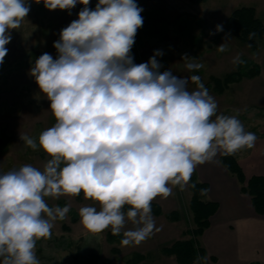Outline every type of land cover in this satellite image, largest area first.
<instances>
[{"label":"clouds","instance_id":"obj_1","mask_svg":"<svg viewBox=\"0 0 264 264\" xmlns=\"http://www.w3.org/2000/svg\"><path fill=\"white\" fill-rule=\"evenodd\" d=\"M32 2L69 14L78 3L85 7L54 42L56 58L45 52L30 68L55 123L38 141L28 135L20 139L50 159L42 170L25 164L0 174V264H41L37 241L50 238L55 222L70 211L69 205L49 206L46 198L81 193L99 205V210L79 209L88 231L111 229L113 235L123 233L124 246H138L159 231L151 212L156 197H169L173 187L184 190L198 165L212 162L219 152L252 149L257 137L245 130L238 114H217L215 98L199 76L161 72V50L146 63H134L131 49L143 26L136 0H98L94 10L90 0ZM30 7L29 0H0V64L10 30L21 27ZM217 50L225 52L227 46ZM184 61L189 72L203 67L193 58ZM190 81L195 90H189Z\"/></svg>","mask_w":264,"mask_h":264},{"label":"rangeland","instance_id":"obj_2","mask_svg":"<svg viewBox=\"0 0 264 264\" xmlns=\"http://www.w3.org/2000/svg\"><path fill=\"white\" fill-rule=\"evenodd\" d=\"M93 1L90 0V4ZM29 3L30 11L21 27L10 30L12 39L5 46L8 52L0 64V174L18 170L25 164L42 170L50 159L42 149L34 151L20 139L21 135H28L38 141L39 134L55 123L50 101L40 92L30 75V68L45 52L56 58L54 42L59 40L63 28L78 19L79 8L85 7L78 3L69 14L68 10L50 11L42 2L37 4L29 0ZM136 3L143 9V26L137 30L131 49L134 63H146L156 50H161L163 55L157 57L162 65L161 72L171 70L178 77L199 76L215 98L217 114H238L246 131L255 133L257 139L263 136L264 38L253 51L227 29L226 20L235 8L253 6L257 16L264 21V0H206L200 3L136 0ZM217 25H222L223 30L217 31ZM222 43L227 46L225 52L217 50ZM185 57L193 58L203 67L189 72L185 68ZM236 58L258 63L261 74L232 84L222 94L208 87L211 75L222 77L238 68L239 63H234ZM188 88L195 90L196 85L190 81ZM246 150L238 153L243 154ZM190 198L189 185L184 190L173 187L167 198L156 197L152 203L160 205L162 212L160 215L151 212L159 231L138 246L110 242L106 231L98 234L88 231L80 222L79 209L91 205L99 210V205L86 200L83 193L58 200L46 198L49 206L69 205L70 211L64 221L55 222L50 238L37 241L36 255L41 264H81L93 252L100 255L103 264H127L135 253L146 257L138 264H179L174 256L165 254L163 248L190 237L188 230L193 228ZM172 212L176 213V218ZM126 227H132L131 223ZM200 244L205 246L203 237H200ZM204 257L206 260L199 259L194 264H214L209 254Z\"/></svg>","mask_w":264,"mask_h":264},{"label":"trees","instance_id":"obj_3","mask_svg":"<svg viewBox=\"0 0 264 264\" xmlns=\"http://www.w3.org/2000/svg\"><path fill=\"white\" fill-rule=\"evenodd\" d=\"M194 3L204 2L206 0H191ZM98 0L93 1L88 7L95 9ZM83 7L79 8V12ZM227 29L232 32L241 42L247 44L251 50H257L260 39L264 38V21L256 14L253 6H241L235 8L227 17ZM255 33L250 38V34ZM244 63L239 64L238 68L224 76L211 75L208 87L217 93H224L232 84H238L244 79H253L261 74V66L258 63L242 59ZM201 79V78H200ZM202 81V79H201ZM220 163L233 175L241 184V190L247 193L255 211L258 214H264V174H254L249 178L246 177L236 154L224 155L221 152L219 156ZM195 184V187L191 185ZM191 198L189 209L192 215L193 228L188 230L190 235L187 239L174 241L170 246L164 247L163 252L169 256H174L179 264H194L197 260L207 255L206 249L200 244V236L210 225V218L217 212L219 204L216 201L209 200V184L200 181L195 174L192 175L189 182ZM201 189H207L206 194H201ZM125 212L128 206H125ZM151 210L155 215L161 214V207L156 203H151ZM176 218V213H171ZM107 240L115 242L123 239V233L113 235L111 230H105ZM114 250H117L116 248ZM145 255L135 253L127 264H138L145 259ZM81 264H103L98 253H91Z\"/></svg>","mask_w":264,"mask_h":264},{"label":"crops","instance_id":"obj_4","mask_svg":"<svg viewBox=\"0 0 264 264\" xmlns=\"http://www.w3.org/2000/svg\"><path fill=\"white\" fill-rule=\"evenodd\" d=\"M237 153L247 178L264 174V135L254 148ZM220 154L212 162L198 165L193 173L209 184L207 198L219 204L200 236L204 248L214 264H264V214L255 211L250 196L220 163Z\"/></svg>","mask_w":264,"mask_h":264}]
</instances>
